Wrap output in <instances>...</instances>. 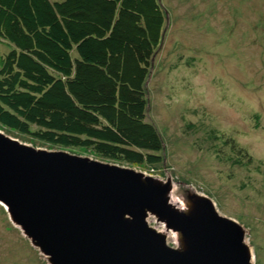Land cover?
<instances>
[{
  "label": "rangeland",
  "instance_id": "1",
  "mask_svg": "<svg viewBox=\"0 0 264 264\" xmlns=\"http://www.w3.org/2000/svg\"><path fill=\"white\" fill-rule=\"evenodd\" d=\"M160 1L167 24L145 88L147 119L164 140L163 161L133 168L169 179L170 202L178 207L190 193L212 200L220 215L244 228L253 264H264V0ZM0 131L37 148L100 160ZM147 222L178 245L164 222L150 213ZM0 264H50L1 204Z\"/></svg>",
  "mask_w": 264,
  "mask_h": 264
},
{
  "label": "trees",
  "instance_id": "2",
  "mask_svg": "<svg viewBox=\"0 0 264 264\" xmlns=\"http://www.w3.org/2000/svg\"><path fill=\"white\" fill-rule=\"evenodd\" d=\"M160 0H0V127L131 167L162 163L145 83Z\"/></svg>",
  "mask_w": 264,
  "mask_h": 264
},
{
  "label": "water",
  "instance_id": "3",
  "mask_svg": "<svg viewBox=\"0 0 264 264\" xmlns=\"http://www.w3.org/2000/svg\"><path fill=\"white\" fill-rule=\"evenodd\" d=\"M171 190L169 179L0 131V204L48 263L253 264L242 226L204 196L174 205ZM149 213L178 245L148 224Z\"/></svg>",
  "mask_w": 264,
  "mask_h": 264
}]
</instances>
